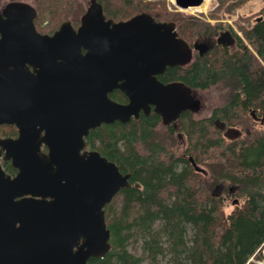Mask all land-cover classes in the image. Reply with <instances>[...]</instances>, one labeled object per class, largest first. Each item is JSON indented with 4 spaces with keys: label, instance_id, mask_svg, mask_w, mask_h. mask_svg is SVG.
<instances>
[{
    "label": "water",
    "instance_id": "95a60500",
    "mask_svg": "<svg viewBox=\"0 0 264 264\" xmlns=\"http://www.w3.org/2000/svg\"><path fill=\"white\" fill-rule=\"evenodd\" d=\"M202 2L174 0L181 8ZM36 17L28 1L0 8V124L19 130L16 138L0 139L4 159L17 170L12 176L3 168L0 151V264H91L111 249L105 207L131 186V174L87 148L90 130L126 123L141 108L147 113L149 104L165 120L198 111L200 99L190 86L157 75L188 64L193 50L203 55L214 43H227L221 35L192 47L174 22L149 12L114 21L98 0H90L78 28L66 20L53 34L41 33ZM115 89L129 101L111 99Z\"/></svg>",
    "mask_w": 264,
    "mask_h": 264
},
{
    "label": "trees",
    "instance_id": "16d2710c",
    "mask_svg": "<svg viewBox=\"0 0 264 264\" xmlns=\"http://www.w3.org/2000/svg\"><path fill=\"white\" fill-rule=\"evenodd\" d=\"M4 0H0V8ZM37 10L39 31L54 32L65 20L77 27L86 11L82 0H28ZM106 18L126 20L147 11L157 20L174 21L180 37L192 44L198 37L231 29L235 49L216 44L186 65L169 67L164 80L180 81L194 90L223 83L221 103L205 116L184 111L179 130L159 134V116H142L126 123L114 121L91 129L89 148L114 161L130 187L121 189L106 205L111 249L91 264H150L158 256H173L175 264H261L264 258V0L258 15L240 16L234 25L224 18L251 0H218L207 13L172 11L166 0H98ZM214 20V21H212ZM241 32V35L238 34ZM119 102L121 90L110 94ZM254 111L255 116L252 115ZM219 119L237 131L225 135ZM184 133L185 147L178 133ZM205 169L197 171L190 157ZM11 171V166L5 164ZM234 186L240 203L225 210L224 196L212 190ZM193 228L186 234V225ZM143 239V253L130 244ZM165 238V240H164ZM166 242V245L164 244Z\"/></svg>",
    "mask_w": 264,
    "mask_h": 264
},
{
    "label": "rangeland",
    "instance_id": "374dc122",
    "mask_svg": "<svg viewBox=\"0 0 264 264\" xmlns=\"http://www.w3.org/2000/svg\"><path fill=\"white\" fill-rule=\"evenodd\" d=\"M11 0H4L3 4H5L6 2H9ZM28 1V0H26ZM84 2V4L87 6L90 3V0H82ZM146 1H150V0H146ZM167 1V6L170 10L175 11H186L187 13H199L198 11H191V10H186V9H180L178 6H176L174 4V2L172 0H166ZM263 4L262 0H251L250 2L246 3L245 5H243L242 7L234 10L232 12V15L224 18L225 22H228L232 25H234V23L239 19L240 16H255V18H259L261 16L258 15V11L261 8ZM218 5V0L215 1V4L213 6V9L216 8V6ZM210 10V11H211ZM214 21V20H212ZM240 32V31H238ZM199 38V37H198ZM196 96L200 99L201 101V109L200 111L196 114V117H202L205 115H208L212 109L218 105L219 103H221L224 99V93H226V89L223 85V83H220L218 85L213 86L212 88H209L207 90H194ZM168 127L164 126V125H159L157 127V131L159 132V134H163L167 132ZM160 134V135H161ZM179 145L184 149L183 143L181 141V138L179 139ZM234 207V205L232 204V200H228L226 201L225 204V210L230 212L232 210V208ZM186 231H187V236L190 237L192 236L193 233V228L191 225H186ZM165 240V238H164ZM166 245V242L164 243ZM130 251L133 253H136L138 255L143 253V239L140 238L139 240H137L136 242L130 244L129 246ZM263 255H264V249H263ZM262 263H264V259L261 260ZM144 264H150V259H146L144 261ZM154 264H175V261L173 259V256H171L170 254H167L166 256H158V260L156 263ZM186 264H188L186 262Z\"/></svg>",
    "mask_w": 264,
    "mask_h": 264
},
{
    "label": "flooded vegetation",
    "instance_id": "af4514ba",
    "mask_svg": "<svg viewBox=\"0 0 264 264\" xmlns=\"http://www.w3.org/2000/svg\"><path fill=\"white\" fill-rule=\"evenodd\" d=\"M162 21V20H161ZM54 32L52 33H49V34H53ZM226 33H230L229 35H226ZM221 35H223V40L227 43L225 46L226 47H229L231 48L232 50L235 49V46L236 44L238 43V39L237 37L235 36V34L232 32L231 29H221L220 31L218 32H215V33H211V34H208V35H204V36H201L199 39L204 41L205 39L206 40H210V41H213L215 39H217L218 37H220ZM191 46H193V43L190 44ZM197 51L195 50L194 53H196ZM169 67H174V66H169ZM168 67V68H169ZM167 68V69H168ZM166 69V70H167ZM33 70V69H32ZM166 72V71H165ZM165 72L163 74H158L157 77L160 81L164 82V83H167L165 80H164V76H165ZM116 90V89H115ZM114 91V90H113ZM112 91V92H113ZM110 92L109 93V96L111 99L113 100H116L118 101L116 98H113L110 94L112 93ZM129 101V98L127 97L125 101H121L122 103H127ZM149 107H150V110L146 113L145 110L143 108H141L139 110V115L138 117H136L135 115L132 116L131 120L132 119H140L142 116H150V115H153V116H156L158 115L159 116V122H158V125L157 126H161V125H164L166 127H173L176 131L179 130V117L180 115L184 112H182L176 119H167L165 120L164 117L159 114L156 110V106L154 104H149ZM200 109H201V106H200ZM185 111H190L192 113H194V115L196 116V113L195 111H192V110H185ZM19 134V130H18V127L15 125V124H7V123H3V124H0V139L2 138H16ZM178 134H180V137L179 139L181 138V141L183 143V146L185 147V138H184V133H181L179 132ZM236 136V135H235ZM180 142V141H179ZM47 150V146L45 144H42V151L46 152ZM0 151H2V158H1V164L3 166V168L6 170L5 168V164H9L11 166V171H8L6 170L8 173H10L12 176H15L17 174V170L15 168L12 167V163H11V160H5L4 159V154H5V151L6 149H4L2 146H0ZM226 188L224 187V185L222 184H219L217 185L213 190H212V193L214 195H217V196H224V200L225 202L228 201V200H232V204L233 205H236V204H239V202L235 203L236 199H237V196L235 195L237 189L232 186L229 188V191L226 193Z\"/></svg>",
    "mask_w": 264,
    "mask_h": 264
},
{
    "label": "bare ground",
    "instance_id": "6f19581e",
    "mask_svg": "<svg viewBox=\"0 0 264 264\" xmlns=\"http://www.w3.org/2000/svg\"><path fill=\"white\" fill-rule=\"evenodd\" d=\"M174 1V0H172ZM216 0H203V2L199 5H192L189 7H186L184 9L191 10V11H198V12H207L209 9L213 8ZM254 112V111H252ZM251 112V113H252ZM187 234V231H186Z\"/></svg>",
    "mask_w": 264,
    "mask_h": 264
}]
</instances>
